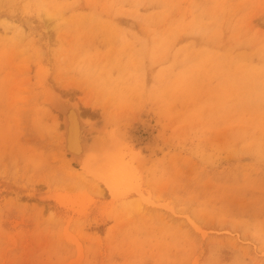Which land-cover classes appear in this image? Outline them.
Here are the masks:
<instances>
[{
    "label": "rangeland",
    "instance_id": "rangeland-1",
    "mask_svg": "<svg viewBox=\"0 0 264 264\" xmlns=\"http://www.w3.org/2000/svg\"><path fill=\"white\" fill-rule=\"evenodd\" d=\"M52 94L140 193L69 160ZM0 264H264V0H0Z\"/></svg>",
    "mask_w": 264,
    "mask_h": 264
},
{
    "label": "bare ground",
    "instance_id": "bare-ground-1",
    "mask_svg": "<svg viewBox=\"0 0 264 264\" xmlns=\"http://www.w3.org/2000/svg\"><path fill=\"white\" fill-rule=\"evenodd\" d=\"M28 24L30 25L31 23H27V25ZM61 94L60 95L52 94L50 97L47 98L48 99L50 98L49 103L51 109L58 114V117L61 121L59 144L62 152L66 156H68L69 160L72 163L74 164L76 163L77 165L82 166L83 169L81 168L80 170H82L86 174L94 175V177H96L98 176V174L103 173L106 176L105 173L108 171V173L111 175L107 174L106 177L109 178V182H106V184L110 191L113 192L121 186L127 187V185L129 183L132 184L134 180L135 181V183H133L135 184L134 189L136 192H139L138 190L139 186L136 180L137 176L133 175V173L135 172L132 173L130 170L131 166H129V163L124 162V160L116 154L117 150L120 151V149L123 147L120 148L118 143L113 142L110 144H105V146L102 149H99L98 146L94 144L95 142L93 141L94 142L93 143L89 138L90 135L94 132L95 126L92 124L88 116L74 100L62 96ZM138 153L140 152L138 151ZM143 156L144 155L140 153V156L137 157H139L138 159H141V157ZM128 159H129L128 161H130V159L132 158L130 157ZM104 175L102 174L101 176L99 175L101 177L99 179L102 180L103 179L102 176L104 177ZM104 180L105 179H103L102 181L105 184ZM41 194L39 196L41 197L46 196V194L45 196Z\"/></svg>",
    "mask_w": 264,
    "mask_h": 264
}]
</instances>
